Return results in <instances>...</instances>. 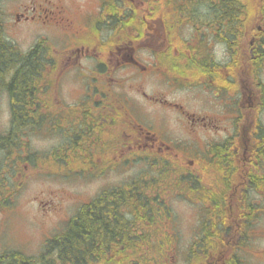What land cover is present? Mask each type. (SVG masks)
<instances>
[{"label":"flooded vegetation","instance_id":"af4514ba","mask_svg":"<svg viewBox=\"0 0 264 264\" xmlns=\"http://www.w3.org/2000/svg\"><path fill=\"white\" fill-rule=\"evenodd\" d=\"M236 1L89 0L88 10L73 6L80 27L63 7L42 9L72 42L63 59L54 55L52 83L34 108L33 135L54 136L58 145L37 152L68 177L110 179L100 192L118 188L120 167L136 161L189 159L194 176L207 178L202 191L224 196L194 204L192 242L206 239L212 248L194 251L191 264H264L261 95L245 59L255 39L247 37L245 2ZM21 18L30 16L16 13ZM68 74L88 76L69 105L61 93ZM169 115L182 136L167 126Z\"/></svg>","mask_w":264,"mask_h":264},{"label":"trees","instance_id":"16d2710c","mask_svg":"<svg viewBox=\"0 0 264 264\" xmlns=\"http://www.w3.org/2000/svg\"><path fill=\"white\" fill-rule=\"evenodd\" d=\"M239 1H236L237 7ZM244 2L247 37L255 39L252 45L247 42L245 59L252 62L251 70L257 75L255 71L259 72L264 62V0ZM233 5L230 1L229 6ZM258 24L262 26V32L256 30ZM43 43L39 40L22 51L8 40L0 9V94L6 93L9 107L8 129L0 131V209L11 204L14 198L18 173L24 167L20 161L24 146L28 148L26 156L30 158L28 137L36 124L34 108L39 100L42 101L39 93L46 92L53 78L48 71L53 58ZM241 55L242 52L232 53V57L240 58ZM255 79H259L258 75ZM261 90L263 112L264 88ZM261 129L264 149V125ZM154 167L158 179L172 175L173 180L158 184V179L147 180L140 174L113 192L103 190L79 207L66 221L64 229L46 241L38 256L6 250L0 252V264H168L178 239L166 232L157 233L161 232L160 217L170 219L165 192L178 191L179 196L191 203L198 200L203 204L223 203L224 196L222 192L217 195L204 193L202 187L207 186V178H196L190 168H180L178 164L172 168L169 163ZM262 184L264 190V179ZM204 213L208 214V211ZM190 243L186 256L190 263L194 251L212 248L206 239L197 246Z\"/></svg>","mask_w":264,"mask_h":264},{"label":"rangeland","instance_id":"374dc122","mask_svg":"<svg viewBox=\"0 0 264 264\" xmlns=\"http://www.w3.org/2000/svg\"><path fill=\"white\" fill-rule=\"evenodd\" d=\"M88 4L89 0H0V9L5 20V36L22 51L28 50L40 40L44 42L43 45L47 47L51 56L56 55V58L63 59L66 52L63 53L62 50L70 46L71 36L63 33L57 26H50V15L43 12L42 9L53 10L55 6L63 7L64 15L69 19H74L80 27L81 22L78 18L80 14L75 13L73 6L81 5L83 9L88 10ZM25 11L30 18L17 21L16 13ZM258 78L254 81L261 94V89L264 88V62L263 67L259 70ZM87 81L88 76L76 78L75 75L68 74L64 77L63 82L66 85L63 83L64 88L61 89V93L66 104L74 102L77 90L84 91ZM178 97L181 101L186 100L181 96ZM157 113L156 110H152L151 117ZM257 119L258 123L264 124V111L261 112V109ZM8 126L9 107L6 93L2 92L0 94V131L7 130ZM167 126L171 131L182 136V126L177 125L171 115L168 116ZM258 129L259 132L263 131L260 127ZM33 134V132L30 133L28 137L31 150L46 151L58 145V139L54 136L37 138L36 134ZM204 136L207 137V135ZM21 155L20 161L24 167L18 173V185L14 199L11 204L0 209V252L17 250L26 255L38 256L43 251L46 241L61 232L66 221L77 213L82 204L88 203L94 198L100 192L102 184L110 179H95L92 172L86 174V176L93 175L90 178L68 177L66 176L67 168L48 161L46 153L41 152L36 155L32 153V159H28L24 152ZM183 161L180 168L190 166L189 159L184 158ZM169 164L172 168L174 167L173 163ZM262 165L264 168V158ZM149 167L150 165L143 160L127 170L120 167L118 175L113 180L118 181V187H120L145 171H147L145 174L147 180L152 178L157 180V168L150 167L149 169ZM189 168L193 169L192 166ZM172 177L171 175L167 179H158V184L161 181L169 183L173 180ZM165 193L167 194L168 212L170 215H174L168 221L172 225L173 235L179 239L168 264H191L186 261V254H188L187 247H190L192 244L190 242L193 241V228H195L198 217L196 207L186 198L179 196L178 191ZM170 194L171 196H169ZM169 223L167 222L166 226L164 217L159 224L161 232L157 233L159 235L162 232L170 234ZM262 243L264 244V239Z\"/></svg>","mask_w":264,"mask_h":264},{"label":"bare ground","instance_id":"6f19581e","mask_svg":"<svg viewBox=\"0 0 264 264\" xmlns=\"http://www.w3.org/2000/svg\"><path fill=\"white\" fill-rule=\"evenodd\" d=\"M235 42V41H234ZM62 117V116H61ZM10 132V131H9Z\"/></svg>","mask_w":264,"mask_h":264}]
</instances>
